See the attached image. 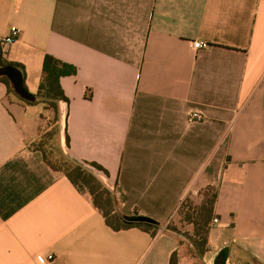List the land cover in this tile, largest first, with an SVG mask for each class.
Segmentation results:
<instances>
[{
	"label": "crops",
	"instance_id": "1",
	"mask_svg": "<svg viewBox=\"0 0 264 264\" xmlns=\"http://www.w3.org/2000/svg\"><path fill=\"white\" fill-rule=\"evenodd\" d=\"M11 26L0 51L27 91L46 54L76 67L60 78L64 156L105 168L86 165L121 213L161 227L111 229L31 148L43 104L0 82V264H169L174 251L184 264L164 226L209 185L218 222L202 260L226 247L225 264H264V0H0V39Z\"/></svg>",
	"mask_w": 264,
	"mask_h": 264
},
{
	"label": "trees",
	"instance_id": "2",
	"mask_svg": "<svg viewBox=\"0 0 264 264\" xmlns=\"http://www.w3.org/2000/svg\"><path fill=\"white\" fill-rule=\"evenodd\" d=\"M6 65H12L18 68L24 80L23 66L19 63L5 60L0 51V67ZM76 72L77 70L74 65L61 61L51 55H44L41 63L40 81L37 91L34 94L35 99L32 102L20 98L14 92L6 77L0 76V82L5 84L7 93L15 95L20 101L29 105L43 104V114L39 116L40 134L31 144V148L39 152L45 165L52 171L64 175L78 191L87 192L93 206L101 213L105 223L111 229L118 231L137 227L150 232L154 236L161 227L158 221L147 217L151 222H133V218L141 215H137L136 213L130 215L121 213L114 191L104 185L91 171L84 168L81 164L66 158L60 146H55L54 144L56 136L58 141L59 132V126L57 124L58 103L65 102L68 104L69 102L60 85V78L73 76ZM23 86L25 88L24 82ZM49 114L51 115L50 118L46 116ZM65 144L68 145L66 132ZM84 164L108 176L107 170L99 164L95 162H84ZM216 199L217 188L216 186L209 185L202 192L200 202H195L190 195H187L181 200L175 210V215L179 217L180 222L186 223L191 227L187 237L192 248L199 256H203L208 251L207 239L210 230L213 228L212 219L214 218L213 211ZM164 228L176 234L178 233V230L170 225L169 222ZM169 264H179L176 251L171 254Z\"/></svg>",
	"mask_w": 264,
	"mask_h": 264
},
{
	"label": "water",
	"instance_id": "3",
	"mask_svg": "<svg viewBox=\"0 0 264 264\" xmlns=\"http://www.w3.org/2000/svg\"><path fill=\"white\" fill-rule=\"evenodd\" d=\"M0 76H4L10 82L14 92L23 100L32 102L35 99L34 94L27 91L23 86V77L21 71L12 66L6 65L0 67ZM133 222L137 223H149L151 220L145 216H136L132 220ZM228 256V248L223 247L221 248L214 257L213 264H215L216 260L220 259V264H225V261Z\"/></svg>",
	"mask_w": 264,
	"mask_h": 264
},
{
	"label": "rangeland",
	"instance_id": "4",
	"mask_svg": "<svg viewBox=\"0 0 264 264\" xmlns=\"http://www.w3.org/2000/svg\"><path fill=\"white\" fill-rule=\"evenodd\" d=\"M31 93V92H30ZM15 96V95H13ZM48 118L51 115H46ZM46 122V121H45ZM55 146H59L57 141V136L55 137ZM84 168L88 169L85 164H81ZM169 224L175 227L178 230L177 235L180 237V256H183L184 264H207L205 263L202 258L203 256H199L194 249L192 248L190 241L188 240V234L190 233L191 227L183 222H180V219L177 215H174L173 218L169 221Z\"/></svg>",
	"mask_w": 264,
	"mask_h": 264
},
{
	"label": "built area",
	"instance_id": "5",
	"mask_svg": "<svg viewBox=\"0 0 264 264\" xmlns=\"http://www.w3.org/2000/svg\"><path fill=\"white\" fill-rule=\"evenodd\" d=\"M19 34V30L18 28H16L15 26H11L9 28V33L7 36H5L4 38L0 39V44H11L16 37ZM208 45L205 42H201V41H193L192 42V47L194 49H200V48H206ZM190 117L192 119H199V115L195 112L190 114ZM192 197L195 199L196 195H197V191H192L191 192ZM218 222L217 218H213L212 219V224H216ZM49 258H51V256H49Z\"/></svg>",
	"mask_w": 264,
	"mask_h": 264
},
{
	"label": "flooded vegetation",
	"instance_id": "6",
	"mask_svg": "<svg viewBox=\"0 0 264 264\" xmlns=\"http://www.w3.org/2000/svg\"><path fill=\"white\" fill-rule=\"evenodd\" d=\"M219 260V259H218Z\"/></svg>",
	"mask_w": 264,
	"mask_h": 264
}]
</instances>
